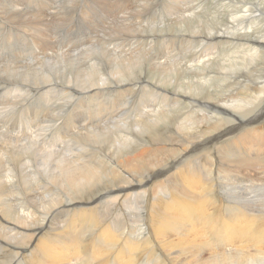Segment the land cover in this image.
Here are the masks:
<instances>
[{
	"label": "rangeland",
	"instance_id": "1",
	"mask_svg": "<svg viewBox=\"0 0 264 264\" xmlns=\"http://www.w3.org/2000/svg\"><path fill=\"white\" fill-rule=\"evenodd\" d=\"M113 1L120 2L125 8L123 9L124 11L121 10L117 12L119 13L117 18L108 17L104 22L106 25H104V23L102 24L101 31L110 24L113 26L112 30L117 33L112 34V30L105 31V34H112V37L106 35L100 36L97 33L95 35L96 38H94L91 35H87L85 29H83L80 25L78 27L77 23L78 21L80 22L82 15L86 17V20H91L90 18L87 19L88 13L86 11L87 7H85L87 6V3L89 4V0H39L40 3L38 4V0H31V2L29 0H22L23 6L21 12H23L24 14H29L33 11H42L48 16L47 13H51L50 16H48L51 27L44 32L40 33L39 31L34 30L29 26L23 25L27 34L32 38L34 37V40L31 37L22 36L20 31H18V29L15 27L17 26L16 21L8 20L6 21V23L0 17L2 19L0 20V181H4V184H6L7 186L5 194L0 197V225L5 224L7 227H9V224L7 225V223H4V221L2 220L3 215L16 217L17 213H22L26 217H28L32 223L42 224L44 226L43 231L47 232L50 229L52 220H55L53 222V224L56 225L55 228H61L73 218V209H67V205L66 207L60 209L58 205L54 204L56 202H54V200L64 201L65 204L70 201L67 199V196H65V193L61 191L62 186L55 181L57 180V178L54 176V171L56 169V166L58 165V161L62 159L65 154V157L70 161L76 160L78 155L83 156L86 159L92 158L93 160H95L94 162H97V160L101 162L105 161L107 166H112L119 169L121 176L125 177V179L130 180H137L142 176L149 175V169L153 170V165L162 162L163 164H159V169H162L161 171L166 172L167 170H169L174 159H177L180 164L192 167L190 165V161L187 160L189 159V157H191V164L195 166L194 172L201 175V182L205 186H207V190H204L207 193V196L213 201L210 207L211 212L221 213L222 215H224V217H226L230 215L231 209V211H233L234 209H240L246 214L253 215V217L257 216L256 218L258 220H264V142L262 145L264 130H262L261 126H258L259 124H255L251 128L246 127L240 130V125H236L235 122L224 123L226 119L224 115L225 113H220L218 110H212L207 103L208 101L215 102L216 98L224 97L226 99L229 96H237V98H240L241 100L237 103L240 107L235 108L236 110H234L231 106H226V108H228L229 111L234 112V114L241 119H243L244 117H248L245 123L250 120H255L264 115V91L260 92L259 90H257L259 87L254 85L258 80V83L264 80V54H260L258 55V57L251 59L248 55L252 52L248 49V47L240 48V50L239 47H237V44H239L240 42L237 41V43L236 41H228L219 43L217 40V42L215 41L216 38L214 37L217 33V27L219 28L218 32L223 30L235 31L234 29L230 30L228 25H226L225 20H227L230 15V12L228 10L233 9V11L237 10L238 12H241V7L245 8L247 4L242 2L241 0H179L180 2L178 0H146L147 5L143 4V7L141 6V8H135L132 0ZM168 1L170 2L167 5L169 7H166ZM42 2L45 3L42 4ZM175 2H177V4ZM233 2L237 3L234 4ZM45 4L47 5V7ZM229 6H231V8ZM49 7L50 10L48 12ZM163 7H165V9H163ZM169 8L171 10H174L171 11ZM177 8L179 10H177ZM46 9L47 11H45ZM52 9L53 11L55 10V12H53ZM174 11L178 14L181 12L179 14L180 16ZM223 12L228 13L226 19L225 17L222 18L224 16L222 14ZM169 14H171L170 17ZM210 15H213L214 17H211ZM215 19H218L219 21ZM220 22L222 25L220 24ZM259 23H261V21ZM263 23L259 24L261 29H264ZM181 24L184 25L182 26ZM219 24L220 26H216ZM222 27L225 29L222 30ZM132 28L134 31L132 30ZM14 29L16 30V34L9 33L10 30L15 31ZM202 30L205 33H203ZM212 33L214 34V36ZM99 34H101V32H99ZM103 36L105 39L102 38ZM43 37L47 39L53 38V42L45 40L41 41ZM212 37L213 39H211ZM35 40L38 41L39 45H35ZM263 50L264 48H260L258 50V53H264ZM114 51H123L124 53H127V57L133 56L132 61L129 64L128 61H126L127 59H124L126 65H124V67H127V64L129 65L127 71H129L130 74H123L122 76V74L118 72V69L115 65H117L119 62V64L122 65L123 59L116 60V58H112L110 56V53ZM67 52H69L68 55L70 58L66 59H71L70 64H66L64 61H61L59 57L63 55V57L65 58L64 54H67ZM243 52L245 54H243ZM23 53L26 55V57ZM230 53L232 57H234L233 59H230V57L226 56ZM166 54L167 56H165ZM204 54H206V56ZM238 54L240 56H238ZM204 56L205 58L203 59ZM72 57L75 59H72ZM207 59H209V61ZM204 60H206V62L201 63V61ZM36 62L37 64H39L40 70L34 71L33 69H29L32 65H36ZM5 64L6 67L2 71V65ZM235 67L236 69H233ZM233 70L236 72L234 73ZM250 70H254L253 75ZM75 71L77 72V74ZM249 72L251 73L252 78ZM81 74L84 75L82 76ZM94 74L96 77L99 76L103 79L100 85L105 86H102L100 89L97 87L94 89L95 91H92L88 88L87 85H92L91 82H95V79H90H93ZM256 74L257 76H261L258 78ZM123 79H126L129 83L128 90H125V88L123 87L125 84ZM128 79H130V81ZM84 81H86V85L83 84ZM99 82H96L97 86ZM227 86H229L230 88H228L229 91L232 89L231 92L226 89ZM262 90H264V87L262 88ZM42 91H44L46 96L49 98V101H47L45 104L44 102L41 103L39 101ZM94 92H96V98L95 101L91 102L90 104L89 95H94ZM161 92H163L164 94H162ZM173 92L179 94L177 95V99L181 102V104L177 105L175 103H172L171 100L173 99ZM209 93L213 96H210ZM160 95H164L165 97H162ZM151 96L152 98H150ZM258 96L260 97L258 98ZM143 97H148V99L146 98L143 100L150 101L148 104L150 109H156L158 106L160 107L162 105L165 107V109L170 110H168L169 112H165V114L167 115L165 119L159 120L156 123L151 124L150 126L152 128L166 127L165 132H171L172 127L175 126L176 129L178 128L179 133H169V136L172 140L167 143H163L164 140L160 139V142L163 143V150L160 152H149L148 154L154 156L153 158L148 154L141 155L142 157L140 158V161L145 163V167L142 170L140 169V172H137L134 169L129 168L128 166L126 167V165H123V163L121 166V163L119 161L121 160V162H123L124 160H129V156H126L125 153L135 151L136 155H140L139 153H143L145 150L150 149V147L146 145L138 147L140 145V141H138L139 138L136 139L135 135L133 134L134 132L138 134L140 133V131H142V127L138 128L136 125L139 121H142V119L140 120L141 116L139 114H141L144 108H141L143 106L139 102H143ZM193 100H195V102H193ZM248 102L250 103V105L248 104ZM184 103L189 104L187 108L189 109L188 113L192 111V114H194V116L188 113L185 114V116L183 115V112L185 111L183 109L185 105ZM218 104H220V102ZM222 108H224V106H222ZM150 109L145 108V112H151L154 114V111ZM251 109L253 110L251 114L244 115V111ZM196 115H200L201 117L195 118ZM180 116L183 117L179 119ZM207 116L223 119L224 122H219L221 124L220 132H222L226 140L213 149L206 148L208 151L205 150V144L208 141L212 140L213 137L219 133L218 130L216 131L215 129L213 131L214 133L212 132L210 135H206L205 137L201 138H197L196 134L187 131L188 128L191 129V126L193 127L191 130L196 129L194 127L195 124L192 123H195L197 120L198 121L196 123H199V125L201 123L202 127L210 124L211 122L207 119ZM230 118L234 119V121H238L236 117L230 116ZM173 119H176L177 122L173 121ZM194 119L197 120L195 121ZM169 120H172L175 123L168 124ZM202 120H205V122ZM166 124L168 125L165 126ZM146 125L148 124H143V126ZM182 125H184V127ZM109 126H111L112 128H110ZM185 126H187V128ZM88 127L90 128V130ZM144 131L146 132V129H144L141 133H144ZM103 132L106 134V136ZM243 133H245V136L243 135ZM122 135H128L130 138H132V140L134 139V141L131 140L129 142L128 145L130 146L127 147L129 149L123 148V150L127 152L123 150L118 152V150L113 147L116 143H118V141L119 143H121L122 139L120 137ZM144 135L148 136L147 132L144 133ZM253 135L254 137L256 136L255 140ZM259 136L261 139L258 138ZM75 138H77V140ZM105 138L108 139V142ZM180 140L183 141L179 142ZM111 141H113L115 144ZM112 143L113 145L111 146ZM232 143L236 144V148L232 145ZM229 144L231 147L229 146ZM34 146L35 148H33ZM251 146L254 148H252ZM238 147L240 149L239 151H241V156L235 154ZM250 148L251 150H248ZM109 152L112 154H110ZM113 153L114 156L111 157ZM124 155L127 158H123ZM146 156H148L149 160L146 159ZM155 156L157 159L155 158ZM186 156L188 157L186 158ZM204 157L206 159H204ZM155 159L157 160V162L155 161ZM159 160L161 161L159 162ZM247 162L250 165L246 164ZM61 164L62 163H60V166ZM216 165H218V168ZM176 167H174L172 171L169 170L166 174H164L163 176L165 178H163V176L160 178L162 182L159 181V183L165 184V187H167V191L169 193L171 192V189L168 187L172 181L171 177L177 170ZM205 167H210L212 169L208 168L207 170ZM196 169H198L199 171ZM117 173L118 170L114 175L118 176ZM115 176L114 179L113 177L111 179L112 185L115 183V185H117L121 181L119 179H116ZM151 189H149V191H146L145 195L143 196L140 195L141 190L139 191V193H137V191L136 193L126 197H124V195H121L120 197L113 195L112 197H109V199H107L108 202L104 201L100 204L95 205L96 208L93 211L98 216L100 227H102L103 225V227H106L109 226V224L114 226L116 225L115 230L118 234H115L116 236L114 241H116V237L118 238V236L119 239L118 242L116 241L117 244L113 241L109 246V248H111L109 261H113V264L117 263L114 259L110 258H114V255L121 249V247L125 243V239L127 240V238H129L134 241H140L139 234L143 235V230L144 232L151 230V220L148 212L149 207L144 201L146 198H158L159 196L161 197L160 194H164L159 193L158 191L153 192V190ZM140 196L142 199L140 198ZM122 199L124 201V204L122 203ZM52 206H56L55 212L49 211V208ZM115 212L118 214V216ZM54 215L58 216L53 219ZM132 215L133 217L130 218ZM134 215H136V217ZM29 220L26 221V223H22L21 227L28 226ZM14 226L16 225H12V227L7 228L6 231L8 233L11 232L12 234H15V236H18L19 234L33 236V233L31 231H25V229H20L17 228V226ZM78 226V228H80L81 230V235L80 237H78V239L85 243L90 238L89 243L91 245H89L88 247L92 246V242L93 245L96 241L98 242L100 227L94 226L92 228L89 227L87 229H83L79 225V223ZM1 231L4 232V228H2V226H0V232ZM122 231L125 234H123ZM130 232L131 234H134V236L137 235V237L135 238L133 235H128L130 234ZM130 236H133V238ZM7 240L8 239H6V241ZM33 240L34 238H31L30 243L34 242ZM6 241H0V245L2 246H0V254H3L5 250H11L13 254L10 256V260L8 259V261L2 264L30 263L27 257L23 258V256L21 255V246L19 244L15 242L12 243V241L9 242L10 240L7 241L8 243ZM119 242L123 243H120V245H118ZM152 243L155 246L151 244V247H153H149V251H147V248H139L137 249L136 253L134 251V253L137 255V257L136 255L134 256L136 258V264H139L138 261H141V264H158L155 258L158 255L161 256L165 254L163 253V251L165 252V250L166 252H169H167V254L170 258V261H165V263L168 264L264 263V251H262L261 253L257 252L253 248H250V250L247 248L248 250L245 249V252H243L242 249L236 246L233 247L232 245L225 242H213L212 246L198 244L197 246H190L189 251L180 246H176L170 249H164L160 242ZM10 244H12V246ZM25 244H27V242H25ZM4 246L6 248H4ZM179 247L180 249H178ZM195 247L196 249H194ZM192 248L193 250H191ZM141 249H144V251ZM151 250L154 251V254L152 252V254H150ZM186 251L189 253H187ZM144 252H147V255H149L147 256L145 254V257ZM185 252L187 253V255ZM246 252H248L249 255ZM180 253L182 256L179 255ZM138 254L140 255L138 256ZM173 255L176 256L174 257ZM185 255L186 258H184ZM20 256L22 257V259ZM140 256L142 257V259ZM179 256L181 258H179ZM193 256L195 257V259ZM82 257L77 258V260L80 261V259H83ZM257 257H259V259ZM147 258L152 260H149ZM99 260L100 258L93 259L91 261H88V263L97 264ZM133 263L134 261L131 262V264Z\"/></svg>",
	"mask_w": 264,
	"mask_h": 264
},
{
	"label": "bare ground",
	"instance_id": "2",
	"mask_svg": "<svg viewBox=\"0 0 264 264\" xmlns=\"http://www.w3.org/2000/svg\"><path fill=\"white\" fill-rule=\"evenodd\" d=\"M31 2V0H29ZM41 1V0H40ZM48 1V0H47ZM133 1V5L135 6V8H141V6L143 7L145 5H147L146 0H132ZM149 1V0H148ZM179 1V0H178ZM177 1V2H178ZM219 1V0H218ZM222 1V0H221ZM225 1V0H223ZM237 1V0H236ZM242 2L246 3V7L242 8L241 12L239 11H233V9H229L228 11L230 12L229 17L227 12H223L222 14L224 15L222 18L225 17V19L227 18L226 21V25H228V27L231 29H234L235 31H224L223 26L222 30L223 31H219L218 32V27H217V33L216 35L213 36L216 38L215 41L217 40L219 43H223V42H233V41H238L240 42L239 44H237V47L240 48H245L248 47V49L252 52L249 53V58L254 59L256 57H258V55L260 54H264L262 52L258 53V50L261 48H264V29H261L260 25L261 23H263V19H264V0H241ZM28 2V1H25ZM51 2V1H50ZM155 2V1H154ZM177 2H175L177 4ZM180 2V1H179ZM231 2V1H229ZM40 3L39 0L37 2V4ZM45 2H42V4H44ZM156 3V2H155ZM154 3V4H155ZM170 2L168 1V3L166 4V7ZM221 3V2H220ZM219 3V4H220ZM234 4L237 2H233ZM31 4V3H30ZM48 4V3H46ZM45 4V5H46ZM77 4V3H76ZM179 4V3H178ZM185 4V3H184ZM199 4V3H198ZM243 4V3H242ZM87 7L85 10L87 11V19H91V20H86L85 16H81L80 22L78 21V27L79 25L85 29V32L87 33V35H91L92 37L96 38V34L98 33V35L102 36V35H106V36H111L113 33H117L115 31L112 30V25H108L105 27V29H102L101 31V27L102 24L105 22V20L108 17H112V18H117L118 14L117 12L123 10L125 7L123 6V4H121L120 2L116 1L114 2L113 0H89V4H86ZM151 5V3H150ZM181 5V4H180ZM233 5V4H232ZM249 5V7H248ZM23 6V2L22 0H0V17L6 22L8 20L10 21H16V25L15 26L18 31H20V33L22 34V36H27V37H31L30 35L27 34V32L25 31L24 26H29L34 30L41 32H44L48 29H50L51 27V23L48 20V16H50L49 13L48 16L42 12V11H33L30 12L29 14H24L23 12H21ZM43 6V5H41ZM153 6V5H152ZM160 6V5H158ZM179 6V5H178ZM176 6V7H178ZM213 6V5H212ZM240 6V5H238ZM243 6V5H242ZM47 7V5H46ZM149 7V6H148ZM184 7V6H183ZM231 8V6H229ZM236 7V6H235ZM38 8V7H37ZM44 8V7H42ZM55 8V7H54ZM129 8V7H128ZM134 8V9H135ZM146 8V6H145ZM171 8V6H170ZM169 8V9H170ZM191 8V7H189ZM29 9V8H28ZM163 9H165V7H163ZM162 9V10H163ZM50 10V7L48 9V12ZM84 10V11H85ZM141 10V9H140ZM144 10V9H143ZM147 10V9H146ZM149 10V9H148ZM171 10V9H170ZM174 9H172L171 11H173ZM177 10H179L177 8ZM23 11V10H22ZM25 11V10H24ZM47 11V9L45 10ZM53 11V9H52ZM124 11V10H123ZM190 11V10H189ZM55 12V10L53 11ZM80 12V11H79ZM83 12V11H81ZM135 12V11H134ZM142 12V11H141ZM150 12V11H149ZM168 12V11H167ZM175 12V11H174ZM85 13V12H84ZM90 13V14H89ZM155 13V12H154ZM165 13V11H164ZM170 13V12H169ZM177 13V12H175ZM181 13V12H180ZM179 13V14H180ZM190 13V12H189ZM218 13V12H217ZM56 14V13H54ZM83 14V13H82ZM125 14V13H124ZM145 14V13H144ZM147 14V13H146ZM163 14V13H161ZM172 14V13H171ZM169 14V17L170 15ZM178 14V13H177ZM178 14V15H179ZM188 14V13H187ZM206 14V13H205ZM216 14V13H215ZM86 15V14H85ZM134 15V14H133ZM185 15V14H184ZM182 15V16H184ZM218 15V14H217ZM33 16V18H32ZM127 16V15H126ZM148 16V15H147ZM177 16V15H175ZM180 16V15H179ZM181 16V17H182ZM188 16V15H187ZM192 16V14H191ZM207 16V15H206ZM211 17L213 15H210ZM52 17V16H51ZM54 17V16H53ZM142 17V16H141ZM162 17V16H161ZM180 17V18H181ZM195 17V16H194ZM199 17V16H198ZM214 17V16H213ZM218 17V16H217ZM0 18V20H2ZM179 18V17H178ZM124 19V18H123ZM188 19V18H187ZM214 19V18H213ZM51 20V19H50ZM120 20V19H119ZM125 20V19H124ZM127 20V18H126ZM162 20V19H161ZM164 20V19H163ZM176 20V19H175ZM193 20V19H191ZM217 21H219L218 19H215ZM221 20V19H220ZM116 21V20H115ZM190 21V20H189ZM200 21V19H199ZM261 21V23H259ZM176 22V21H175ZM196 22V21H195ZM202 22V21H201ZM4 23V22H3ZM7 23V22H6ZM9 23V22H8ZM141 23V21H140ZM153 23V22H152ZM180 23V22H179ZM189 23V22H188ZM198 23V22H197ZM213 23V22H212ZM205 24V23H204ZM215 24V23H214ZM221 24V22H220ZM216 25V26H220ZM264 24V23H263ZM10 25V24H9ZM104 25H106L104 23ZM135 25V24H133ZM138 25V24H137ZM175 25V24H174ZM182 25V24H181ZM184 25V24H183ZM182 25V26H183ZM191 25V24H189ZM222 25V24H221ZM179 26V25H178ZM214 26V27H216ZM209 27V26H208ZM126 28V27H125ZM184 28V27H183ZM264 28V27H263ZM13 29V28H12ZM81 29V28H80ZM131 29V28H130ZM160 29V28H159ZM214 29V28H213ZM221 29V28H220ZM15 30V29H14ZM107 30H112V34H105V31ZM133 30V28H132ZM164 30V29H163ZM193 30V29H192ZM206 30V29H205ZM209 30V29H208ZM216 30V29H215ZM262 30V31H261ZM118 31V30H117ZM134 31V30H133ZM137 31V29H136ZM200 31V30H199ZM203 31V30H202ZM201 31V32H202ZM99 32H101V34H99ZM131 32V30H130ZM164 32V31H163ZM162 32V33H163ZM184 32V31H183ZM191 32V31H190ZM189 32V33H190ZM209 32V31H208ZM9 33L11 34H16V30H10ZM49 33V32H48ZM85 33V34H86ZM134 33V32H133ZM151 33V32H150ZM182 33V32H181ZM203 33H205L203 31ZM18 34V33H17ZM130 34V33H129ZM192 34V33H191ZM32 35V34H31ZM193 35V34H192ZM211 35V33H210ZM11 36V35H10ZM46 36V35H45ZM48 36V34H47ZM172 36V34H171ZM170 36V37H171ZM196 36V35H195ZM5 37V36H4ZM21 37V35H20ZM52 37V35H51ZM174 37V36H173ZM180 37V36H179ZM204 37V36H203ZM11 38V37H10ZM32 38V37H31ZM34 38V37H33ZM32 38V39H33ZM36 38V37H35ZM103 39L104 36L102 37ZM210 38V37H209ZM26 39V38H25ZM91 39V38H90ZM164 39V38H163ZM213 39V37L211 38ZM27 40V39H26ZM31 40V39H30ZM34 40V39H33ZM38 40V39H37ZM42 40L45 41H51L53 42V38L47 39V38H42ZM112 40V39H111ZM168 41V40H167ZM216 41V42H217ZM89 42V41H87ZM215 42V43H216ZM237 42V43H238ZM10 43V42H8ZM81 43V42H80ZM167 43V42H166ZM214 43V44H215ZM106 44V43H105ZM130 44V43H129ZM213 44V43H212ZM35 45H39L38 41L35 40ZM41 45V43H40ZM116 45V44H115ZM230 45V44H228ZM227 45V46H228ZM110 46V44H109ZM206 46V45H204ZM234 46V45H233ZM232 47V44H231ZM25 48V47H24ZM40 48V46H39ZM106 48V47H105ZM115 48V47H113ZM117 48V47H116ZM132 48V47H131ZM211 48V47H210ZM217 48V47H216ZM169 49V48H168ZM247 49V48H246ZM24 50V49H23ZM26 50V49H25ZM64 50V49H63ZM174 50V49H173ZM213 50V49H212ZM65 51V50H64ZM67 51V50H66ZM146 51V50H145ZM166 51V50H165ZM264 51V50H263ZM48 52V51H47ZM222 52V51H221ZM246 52V51H245ZM14 53V52H12ZM26 53V52H25ZM54 53V52H53ZM69 52H67V54L65 55V58L62 56H59L61 61H64L66 64H70L71 59H66V58H70L68 55ZM75 53V52H74ZM119 53V54H116ZM165 53V52H164ZM213 53V52H212ZM229 53V52H228ZM235 53V51H234ZM233 53V54H234ZM237 53V51H236ZM17 54V53H16ZM24 54V53H23ZM41 54V53H40ZM71 54V53H70ZM144 54V53H143ZM171 54V52H170ZM243 54H245L243 52ZM10 55V54H8ZM20 55V54H19ZM25 55V54H24ZM34 55V54H33ZM44 55V54H43ZM206 56V54H204ZM15 56V55H14ZM110 56L113 58H116V60H122V65H115L118 69V72L120 74H130L129 71H127L128 69V64L132 61V57H127V53H124L123 51H114L110 53ZM147 56V55H146ZM145 56V57H146ZM167 56V54L165 55ZM170 56V55H169ZM205 56L203 57V59L205 58ZM212 56V55H211ZM226 56L230 57V59H233L234 57H232L231 53L227 54ZM234 56V55H233ZM238 56H240L238 54ZM26 57V55H25ZM28 57V56H27ZM34 57V56H32ZM42 57V56H41ZM137 57V56H136ZM179 57V56H178ZM208 57V56H207ZM220 57V56H219ZM11 58V57H10ZM58 58V57H57ZM149 58V57H148ZM247 58V57H246ZM12 59V58H11ZM37 59V58H35ZM44 59V58H43ZM42 59V60H43ZM72 59H75L72 57ZM128 61L127 67H124L125 65V60ZM176 59V58H175ZM216 59V58H215ZM18 60V59H17ZM21 60V59H20ZM19 60V61H20ZM115 60V61H116ZM157 60V59H155ZM209 61V59H207ZM3 61V60H2ZM30 61V60H29ZM41 61V60H40ZM58 61V60H57ZM151 61V60H150ZM207 61V62H208ZM4 62V61H3ZM42 62V61H41ZM206 62V60L201 61V63ZM238 62V61H237ZM2 63V62H1ZM26 63V62H25ZM35 63V62H34ZM75 63V62H74ZM150 63V62H149ZM210 63V62H209ZM231 63V62H230ZM18 64V63H17ZM49 64V63H48ZM136 64V63H135ZM162 64V63H161ZM167 64V63H166ZM28 65V64H27ZM2 71L5 69L6 64L2 65ZM80 66V65H79ZM126 66V65H125ZM168 66V65H167ZM235 66V65H234ZM17 67V66H15ZM14 67V68H15ZM124 67V68H122ZM241 67V66H240ZM259 67V66H258ZM153 68V67H152ZM238 68V67H237ZM261 68V67H260ZM9 69V68H8ZM13 69V68H12ZM28 69V68H26ZM29 69H33L34 71L40 70V66L39 64L36 65H32ZM71 69V68H70ZM114 69V68H113ZM233 69H236L233 68ZM240 69V68H239ZM244 69V68H243ZM257 69V68H256ZM259 69V68H258ZM82 70V69H81ZM229 70V69H228ZM241 70V69H240ZM255 70V69H254ZM253 70V71H254ZM8 71V70H7ZM116 71V70H115ZM230 71V70H229ZM234 71V70H233ZM251 71V70H250ZM253 71H251L252 75H253ZM259 71V70H257ZM6 72V71H5ZM9 72V71H8ZM76 72V71H75ZM224 72V71H223ZM236 71H234L235 73ZM229 73V72H228ZM244 73V72H243ZM250 73V72H249ZM250 73V75H251ZM38 74V73H37ZM55 74V73H54ZM77 74V72H76ZM87 74V73H86ZM96 74V73H95ZM93 76V79L90 78L91 80L95 79V82H91L92 85H87L89 89H91L92 91H95V88H101L102 86L105 85H100L101 81H103L102 78H100L99 76ZM113 74V73H112ZM185 74V73H184ZM259 74V73H258ZM82 75V74H81ZM84 75V74H83ZM82 75V76H83ZM91 75V74H89ZM132 75V74H131ZM186 75V74H185ZM235 75V74H234ZM244 75V74H243ZM251 75V78H252ZM183 76V75H182ZM257 76V74H256ZM255 76V77H256ZM261 76V75H260ZM260 76H257L258 78ZM91 77V76H90ZM115 77V76H114ZM246 77V76H245ZM250 77V76H248ZM81 78V77H80ZM112 78V77H111ZM117 78V77H116ZM236 78V77H235ZM247 78V77H246ZM262 78V77H261ZM115 79V78H114ZM113 79V80H114ZM177 79V78H176ZM264 79V78H263ZM88 80V78H87ZM97 80V81H96ZM124 80V79H123ZM130 81V79H128ZM58 81V80H57ZM100 81V82H99ZM250 81V80H249ZM259 81V80H258ZM255 83L254 85L259 87L257 90H259L260 92H263L264 90H262V88L264 87V80L261 81L260 83L263 84L261 85L260 83ZM74 82V81H73ZM86 81L83 82V84L86 85L85 83ZM89 82V81H88ZM96 82L98 83V86L96 85ZM244 82V81H243ZM47 83V82H46ZM111 83V82H110ZM124 88L125 90H128V86L129 83L127 82V80H124ZM128 83V84H127ZM138 83V82H137ZM246 83V82H245ZM50 84V83H49ZM103 84V83H102ZM112 84V83H111ZM82 85V84H81ZM109 85V84H108ZM107 85V87H108ZM145 85V84H144ZM230 85V84H229ZM85 87V86H84ZM64 88V87H63ZM131 88V87H130ZM229 86H227V90H228ZM230 89V88H229ZM164 90V89H162ZM226 90V91H227ZM232 90V89H231ZM231 90L229 92H231ZM51 91V90H50ZM167 91V90H166ZM49 92V90H48ZM53 93V92H52ZM126 93V92H125ZM144 93V92H143ZM146 93V92H145ZM158 93V92H157ZM162 94H164L163 92H161ZM226 93V92H225ZM89 94V93H88ZM142 94V93H141ZM50 95V93H49ZM83 95V94H82ZM95 95L96 92H94V95H89L90 98V104L91 102L95 101ZM143 95V94H142ZM173 99L171 100L172 103L175 104H181V102L177 99V93L173 92ZM210 96H213L212 94L209 93ZM262 95V94H261ZM147 96V95H146ZM162 96V95H160ZM164 96V95H163ZM162 96V97H163ZM50 97V96H49ZM141 97V96H140ZM165 97V96H164ZM228 97V96H227ZM260 96H258L259 98ZM148 99V97H146ZM146 98H142V103L139 102L144 108V110H142L141 114H139L140 120L142 119V121H139L138 124L136 125L138 128L142 127V131H140V133H133L135 135V138H139L138 141H140V145L138 147H141L142 145H146L148 147H150V149L145 150L143 153H139L140 155H136L135 151L133 152H128L129 153H125L126 156H129L127 161H123L121 162V160L119 161L122 163L123 165H126V167L128 166L131 169H134L137 172H140V169L142 170L145 167V163H143L142 161H140V158L142 157L141 155H145L148 154L149 152L153 153L157 152V151H162V145L163 143H167L169 141H171L172 139L169 136V133L172 134H178L179 130L178 128L176 129L175 126L172 127V131L171 132H165L166 127H159V128H152L150 125L153 123H156L159 120L165 119L166 118V114L165 112H169L167 109H165L164 106H158L156 109H150L149 108V102L148 100H143ZM152 98V96L150 97ZM191 98V97H190ZM193 98V96H192ZM216 98V97H215ZM40 102L44 104L49 101V98L46 96L45 92L42 91V94H40V98H39ZM55 99V98H54ZM163 99V98H162ZM209 99V98H206ZM52 100V99H51ZM79 100V99H78ZM150 100V99H149ZM196 100V99H195ZM195 100H193V102H195ZM57 101V100H56ZM154 101V100H153ZM197 101V100H196ZM207 101V100H206ZM233 101V102H232ZM238 101L240 102V98L236 97H228V98H216L215 102H207L208 105L210 106V108L212 110H218L220 113L223 112L225 113V122L223 121V119L220 118H215V117H211V116H207V119L211 122L210 124H207V126H201V123L199 125V123H192L195 124L194 127L196 129L191 130L193 127L191 126L189 129L188 128V132H193L194 134L197 135V138H201V137H205L206 135H210L215 129L216 131L218 130L219 133L216 134L212 140L210 141H206L207 143L205 144V150L209 149H213L214 147L219 146L221 143L225 142V137L222 134V132H220V123L219 122H224V123H234L236 125H240L239 129H244L246 127H252L255 124H259L258 126H261L262 130H264V115L255 119V120H250L248 122L245 123V121H247V118H243L241 119L240 117H237L234 112L229 111L227 107L231 106L233 107L234 110H236L235 108H239V104ZM245 101V100H244ZM243 101V102H244ZM220 102V104H218ZM235 102V103H234ZM2 103V102H1ZM40 103V104H41ZM138 103V104H139ZM161 103V102H160ZM191 103V102H190ZM210 103V104H209ZM48 104V103H47ZM154 104V103H153ZM184 112L183 115L185 116V114L188 113L189 109L188 105L184 103ZM206 104V103H205ZM242 104V103H241ZM248 104L250 105V103L248 102ZM247 104V105H248ZM59 105V104H58ZM62 105V104H61ZM74 105V104H73ZM155 105V104H154ZM91 106V105H90ZM93 106V105H92ZM222 106H224V108H222ZM55 107V106H54ZM58 107V106H57ZM107 107V106H106ZM151 107V105H150ZM193 107V106H192ZM85 108V107H84ZM145 108L150 109L152 111H154L153 113H148L145 112ZM99 110V109H98ZM101 110V109H100ZM245 110V109H244ZM263 110V109H262ZM79 111V110H78ZM148 111V110H147ZM252 109L251 110H247L244 111V115H249L252 113ZM89 112V111H88ZM28 113V111H27ZM46 113V112H45ZM193 112L190 111L188 114H192ZM116 114V113H115ZM168 114V113H167ZM89 115V114H88ZM91 115V114H90ZM95 115V114H94ZM93 115V116H94ZM102 115V114H101ZM194 116V114H192ZM27 116V115H26ZM30 116V115H29ZM104 116V115H103ZM129 116V115H128ZM217 116V115H216ZM223 116V115H222ZM230 116L236 117L237 120L239 121H234V119H231ZM259 116V115H258ZM95 117V116H94ZM93 117V118H94ZM102 117V116H100ZM183 117V116H182ZM180 116L179 119L182 118ZM196 117H201L200 115H196ZM211 117V118H210ZM243 117V115H242ZM250 117V116H249ZM105 118V117H104ZM25 119V118H23ZM89 119V118H88ZM133 119V118H132ZM202 119V118H201ZM84 120V119H83ZM99 120V119H98ZM117 120V119H116ZM121 120V119H120ZM103 121V120H101ZM119 121V120H118ZM117 121V122H118ZM123 121V120H122ZM127 121V119H126ZM137 121V120H135ZM134 121V122H135ZM168 121V120H167ZM173 121L177 122L176 119H173ZM172 120H169V123H175ZM185 121V120H184ZM205 122V120H202ZM84 122V121H83ZM92 122V121H91ZM133 122V123H134ZM85 123V122H84ZM127 123V122H126ZM148 124L146 126H143V124ZM191 123V121H190ZM189 123V124H190ZM208 123V122H207ZM26 124V123H25ZM90 124V123H89ZM100 124V123H99ZM102 124V123H101ZM106 124V122H105ZM130 124V123H129ZM136 124V123H135ZM168 124H166L165 126H167ZM188 124V125H189ZM95 125V124H93ZM109 125V124H108ZM111 125V124H110ZM124 125V124H123ZM142 125V126H140ZM35 126V125H34ZM92 126V125H91ZM100 126V125H99ZM120 126V125H119ZM184 127V125H182ZM190 126V125H189ZM110 128H112L111 126H109ZM171 127V126H170ZM187 128V126H185ZM89 128V127H88ZM122 128V127H121ZM125 128V127H124ZM255 128V127H254ZM257 128V127H256ZM107 129V128H106ZM146 129V132L148 134V136H145L144 133H146L143 130ZM228 129V128H227ZM90 130V128H89ZM115 130V129H114ZM129 130V129H128ZM231 130V129H230ZM70 131V130H69ZM109 131V130H108ZM185 131V130H184ZM99 132V131H98ZM105 132V131H104ZM103 132V133H104ZM113 132V130H112ZM129 132V131H128ZM133 132V131H130ZM138 132V131H137ZM228 132V131H227ZM253 132V131H252ZM1 133V132H0ZM67 133V132H66ZM107 133V131H106ZM182 133V132H180ZM186 133V132H185ZM214 133V132H213ZM239 133V132H238ZM247 133V132H246ZM259 133V132H258ZM7 134V133H6ZM21 134V133H20ZM126 134V133H125ZM232 134V133H231ZM245 133H243L244 135ZM252 134V133H251ZM82 135V134H81ZM92 135V133H91ZM98 135V134H97ZM101 135V134H100ZM104 135L106 136V134L104 133ZM118 135V134H117ZM132 135V134H131ZM64 136V135H63ZM113 136V135H111ZM120 136V134H119ZM245 136V135H244ZM252 136V135H251ZM84 137V136H83ZM87 137V136H86ZM95 137V136H93ZM108 137V136H107ZM115 137V136H114ZM180 137V136H179ZM254 137V135H253ZM102 138V137H101ZM116 138V137H115ZM122 139L121 143H114L115 145L113 146L116 150L122 151L123 148H127L129 144V142L132 140V138H130L128 135H122L120 137ZM256 136L254 137L255 140ZM260 138V136L258 137ZM77 140V138H75ZM106 139V138H105ZM119 139V140H121ZM160 139L164 140L163 143L160 142ZM261 139V138H260ZM108 139H106L107 141ZM203 140V139H202ZM230 140V139H229ZM243 140V139H242ZM262 145L264 142V138L262 139ZM99 141V140H98ZM134 141V139L132 140ZM183 140H180L179 142H182ZM241 141V140H240ZM246 141V140H245ZM261 141V140H260ZM78 142V141H77ZM92 142V141H91ZM108 142V141H107ZM116 142V140H115ZM199 142V141H198ZM237 142V141H236ZM247 142V141H246ZM47 143V142H46ZM63 143V142H62ZM93 143V142H92ZM113 143L111 144V146L113 145ZM196 143V142H195ZM200 143V142H199ZM99 144V143H98ZM58 145V144H57ZM96 145V144H95ZM150 145V146H149ZM187 145V144H186ZM232 145L236 148V144L232 143ZM249 145V144H247ZM24 146V145H23ZM56 146V145H55ZM110 146V147H111ZM133 146V145H132ZM145 146V147H146ZM199 146V145H198ZM230 146V144H229ZM30 147V146H29ZM107 147V146H106ZM147 147V148H148ZM231 147V146H230ZM252 147V146H251ZM260 147V146H259ZM35 148V146L33 147ZM45 148V147H44ZM137 148V146H136ZM207 148V149H206ZM254 148V147H252ZM258 148V146H257ZM31 149V148H30ZM39 149V148H38ZM113 149V148H112ZM129 149V148H127ZM126 149V150H127ZM202 149V148H201ZM200 149V150H201ZM98 150V149H96ZM101 150V149H100ZM132 150V149H130ZM144 150V149H143ZM239 147L237 148L235 154H237L238 156H241L242 154L240 153L241 151H239ZM248 150H251L248 149ZM253 150V149H252ZM107 151V150H106ZM113 151V150H112ZM125 151V150H123ZM208 151V150H207ZM206 151V152H207ZM233 151V150H232ZM231 151V152H232ZM245 151V150H244ZM47 152V150H46ZM45 152V153H46ZM95 152V151H94ZM99 152V151H98ZM111 152V151H110ZM109 152V153H110ZM117 152V151H116ZM127 152V151H125ZM102 153V152H101ZM121 153V152H120ZM137 153V152H136ZM177 153V152H176ZM201 153V152H200ZM198 153V154H200ZM209 153V152H208ZM207 153V154H208ZM18 154V153H17ZM112 154V153H110ZM122 154V153H121ZM138 154V153H137ZM206 154V155H207ZM123 156L126 157V156ZM149 156H152L150 154H148ZM195 155V154H194ZM43 156V155H42ZM66 156V154H65ZM63 157L62 159H60L58 161V165L56 166L55 169V173L54 176L57 178V180H55L59 185L62 186V190L65 193V196H67V199L70 200L67 204L64 203V201L61 200H54V204L58 205L59 208H63L66 207L67 205V209H73V218L69 221V222H65L66 225H64L61 228H55L56 225L53 224V222L55 221H51L50 224V229L47 232L43 231L44 226L42 224H37V223H32L31 220H29L28 217H26L24 214L22 213H17L16 217H9L8 215H3L2 220L4 221V223H7V225L9 227H12V225H16L17 228L20 229H25V231H31L33 233L32 235H25V234H19L18 236H15V234H12L11 232L8 233L6 231L7 227L5 224L4 225H0L2 226V228H4V232H0V241H6V239L10 240L9 242L12 241L19 244L21 246L18 247L21 250V255L24 257H27L28 261H30L29 264H89L88 261H91L93 259H99L97 264H113L112 262L109 261V256L111 255V248H109V246L112 244V242L115 239V234L116 233V225H110L106 226V227H100L99 224V219L97 214L93 211L96 207L95 205L100 204L104 201H107V199H109V197H112L113 195H116L117 197H120L121 195H124V197L132 195L134 193H139V191L141 192L140 195H145L146 191H149V189L153 190V192L158 191L159 193H164V194H160L161 197L159 198H146L144 202H146V205L149 207V217H150V227L151 230L147 231V232H142L143 235L139 234V239L140 241L136 240H132L127 238V240L125 239V243L123 244V246L121 247V249L119 251H117V253L114 255V258H110V259H114L115 262L117 264H131V262L134 261L133 264L135 263V253L137 251V249L139 248H152L151 244H153L152 242H160L162 244V247H164V249H170V248H174L176 246H180L183 247L186 250H190V246H194V245H198V244H202V245H207V246H212L213 242H225L228 243L230 245H232L233 247L236 246L240 249H242L243 252H245V249H249L253 248L255 249L257 252H261L264 251V220H258L256 217H253V215L251 214H246L243 211H241L240 209H234L233 211L230 210V215L224 217V215H222L221 213H213L210 211V207H211V203H213L212 199L209 198L207 196V193L205 192L204 189L207 190V186H205L202 182H201V175L197 174L194 172L195 166H193L191 164L192 159H190L191 157H189V159H187L188 161H190V165L192 167H189L187 165H183L180 164L177 159L173 160V163L171 164L169 170L172 171V169L174 167L177 168L176 172L174 173V175L171 177L172 181L169 185L168 188L171 189V192L169 193L167 191V187H165L164 183H159V181H161V177L166 174L169 170H167L166 172L161 171L159 168V164H163L159 163V164H155L153 165L154 169L151 170L149 169V175L147 176H142L141 178L137 179V180H130V179H125V177L121 176L120 174V170L117 168H114L112 166H107L105 161L101 162L98 161L94 162L95 160L91 159H86L83 156H77L76 160L74 161H70L68 158ZM100 156V155H99ZM114 156L111 155V157ZM122 156V155H121ZM158 156V155H157ZM192 156V155H191ZM17 157V156H16ZM108 157V156H107ZM110 157V156H109ZM117 157V155H116ZM147 157V158H146ZM145 158L148 159V156H146ZM154 156H152L153 158ZM188 156H186L187 158ZM209 157V155H208ZM14 158V157H13ZM39 158V157H38ZM47 158V157H46ZM119 158V157H118ZM127 158V157H126ZM151 158V157H150ZM156 158V156H155ZM17 159V158H16ZM144 159V158H143ZM157 159V158H156ZM155 159V161L157 162V160ZM163 159V158H162ZM204 159H206L204 157ZM54 160V158H53ZM73 160V159H72ZM105 160V159H104ZM107 160V158H106ZM123 160V159H122ZM149 160V159H148ZM111 161V160H109ZM152 161V160H151ZM161 160H159L160 162ZM185 161V159H184ZM214 161V160H213ZM205 162V161H204ZM207 162V161H206ZM223 162V161H222ZM60 163L61 166H60ZM119 163V164H120ZM152 163V162H151ZM169 163V162H168ZM118 164V166H119ZM148 164V163H147ZM248 165H250L248 162L246 163ZM197 165V164H196ZM209 166V165H208ZM213 166V164H212ZM218 168V165H216ZM124 167V166H123ZM149 167V166H148ZM49 168V167H48ZM60 168V169H59ZM206 168V167H205ZM210 168V167H208ZM208 168H206L208 170ZM146 169V168H145ZM205 169V170H206ZM212 169V168H210ZM47 170V168H46ZM118 170V176H115V172ZM122 170V169H121ZM198 170V169H196ZM255 170V169H254ZM199 171V170H198ZM232 171V170H231ZM264 171V170H263ZM144 173V172H143ZM131 174V173H130ZM139 174V173H138ZM231 174V173H230ZM170 175V174H169ZM239 175V174H238ZM114 176L116 179L121 180L120 183H118L117 181V185L113 184L112 185V177L114 179ZM261 176V175H260ZM132 177V175H131ZM170 177V176H169ZM227 177V176H226ZM241 177V176H240ZM21 178V177H20ZM163 178H165L163 176ZM49 179V178H48ZM167 179V178H166ZM226 179V178H225ZM227 180V179H226ZM162 182V181H161ZM206 182V181H205ZM215 182V181H214ZM4 181H0V197L2 195L5 194L7 186L6 184H4ZM207 183V182H206ZM57 184V185H58ZM115 185V186H114ZM55 187V186H54ZM215 187V186H214ZM211 188V187H210ZM259 188V187H258ZM59 189V188H58ZM57 189V190H58ZM169 189V190H170ZM60 191V190H59ZM256 191V190H255ZM167 192V193H166ZM239 192V191H238ZM166 193V194H165ZM226 193V192H225ZM26 194V193H25ZM54 195V194H53ZM156 195V194H155ZM56 196V194H55ZM54 196V197H55ZM134 196V195H133ZM154 196V195H153ZM25 197V196H24ZM50 197V196H49ZM53 197V196H52ZM76 197V198H75ZM115 197V196H114ZM132 197V196H131ZM141 198V196H140ZM55 199V198H54ZM129 199V197H128ZM136 199V197H135ZM142 199V198H141ZM43 200V199H42ZM51 200V198H50ZM115 200V199H114ZM5 201V200H4ZM128 201V200H127ZM142 201V200H141ZM67 202V201H66ZM108 202V201H107ZM114 202V201H112ZM123 199H122V203H123ZM143 202V201H142ZM262 202V201H261ZM138 203V202H137ZM6 204V203H5ZM11 204V203H10ZM49 204V203H48ZM124 204V203H123ZM134 204V203H133ZM132 204V205H133ZM254 204V203H253ZM14 205V204H13ZM121 205V204H120ZM138 205V204H137ZM116 206V205H115ZM118 206V205H117ZM122 206V205H121ZM120 206V207H121ZM131 206V205H130ZM234 206V205H233ZM56 206H52L49 208V211H53L55 212ZM101 207V206H100ZM109 207V206H108ZM128 207V206H127ZM246 207V206H245ZM112 208V207H111ZM123 208V207H122ZM140 208V207H139ZM218 208V207H217ZM239 208V207H238ZM66 209V208H65ZM99 209V208H98ZM8 210V209H7ZM43 210V209H42ZM101 210V209H100ZM119 210V209H118ZM124 210V209H122ZM139 210V209H138ZM221 210V209H220ZM40 211V210H39ZM68 211V210H67ZM96 211V210H95ZM116 211V210H115ZM140 211V210H139ZM251 211V210H250ZM9 212V211H8ZM59 212V211H58ZM97 212V211H96ZM222 212V211H221ZM43 213V212H42ZM105 213V212H104ZM103 213V214H104ZM108 213V212H107ZM116 213V212H115ZM129 213V212H128ZM223 213V212H222ZM62 214V213H60ZM117 214V213H116ZM133 214V213H132ZM135 214V213H134ZM226 214V213H225ZM258 214V213H257ZM130 215V214H129ZM255 215V214H254ZM58 215H54L53 219H55ZM118 216V214H117ZM136 217V215H134ZM133 215L130 217L132 218ZM15 218V219H14ZM111 218V217H110ZM118 218V217H117ZM120 218V217H119ZM122 219V218H121ZM120 219V220H121ZM29 220V225L28 226H22V223H26V221ZM106 220V219H105ZM132 220V219H131ZM110 221V220H109ZM118 221V220H117ZM102 222V220H101ZM78 223L79 225L83 228V229H87L89 227H94V226H98L100 227V233L98 236V242L96 241L95 244L93 245L92 242V246L88 247L89 245H91L89 243V239L87 242H82L80 239H78V237H80V228H78ZM133 223V222H131ZM1 224V223H0ZM63 224V223H62ZM112 224V221H111ZM124 225V224H123ZM130 225V224H129ZM14 226V227H16ZM119 226V225H118ZM120 228V227H119ZM117 228V229H119ZM131 228V227H130ZM15 229V228H14ZM122 229V228H121ZM120 229V230H121ZM125 230V229H124ZM136 230V229H135ZM88 231V230H87ZM115 231V232H114ZM137 231V230H136ZM118 232V231H117ZM123 232V231H122ZM27 233V232H26ZM82 233V232H81ZM135 233V231H134ZM137 233V232H136ZM28 234V233H27ZM97 234V233H96ZM121 234V233H120ZM123 234H125L123 232ZM98 235V234H97ZM128 235H133L134 234H128ZM136 235V234H135ZM13 236V238H12ZM123 236V235H122ZM121 236V237H122ZM133 236H130L133 238ZM96 237V236H95ZM126 237V236H125ZM135 238L137 237L134 236ZM31 238H34V242H31ZM94 238V237H93ZM119 236L118 238L116 237V241L118 242ZM7 240V241H8ZM14 240V241H13ZM85 240V239H84ZM122 240V239H121ZM210 240V241H209ZM6 241V242H7ZM116 241H114L116 243ZM120 241V240H119ZM123 241V240H122ZM25 242H27V244H25ZM8 243V242H7ZM14 243V244H15ZM120 243L123 242H119L118 245H120ZM159 243V244H160ZM117 244V243H116ZM12 246V244H10ZM117 245V246H118ZM154 245V244H153ZM1 246V245H0ZM6 246V245H5ZM4 246V248H6ZM155 246V245H154ZM229 246V245H228ZM2 247V246H1ZM116 247V246H115ZM161 247V246H160ZM161 247V248H162ZM180 247L178 249H180ZM214 247V246H213ZM119 248V247H118ZM155 248V247H154ZM199 248V247H198ZM215 248V247H214ZM237 248V249H238ZM10 249V248H9ZM117 249V248H116ZM182 249V248H181ZM196 249V247L194 248ZM210 249V248H209ZM247 249V250H248ZM3 250V249H2ZM8 250V249H7ZM144 251V249H141ZM155 250V249H152ZM150 251V254H154V251ZM157 250V248H156ZM162 250V249H161ZM193 250V248L191 249ZM246 250V251H247ZM1 251V250H0ZM87 251V252H86ZM135 251V253H134ZM142 251V252H143ZM146 251V249H145ZM149 251V249L147 250ZM160 251V250H159ZM195 251V250H194ZM228 251V250H227ZM239 251V250H237ZM17 252V251H16ZM116 252V251H115ZM140 252V251H139ZM152 252V253H151ZM157 252V251H156ZM155 252V253H156ZM168 252V251H167ZM166 250L165 252L163 251V255L156 256V262L158 264H168L165 263V261H170V258L167 254ZM177 252V251H176ZM187 252V251H186ZM185 252V253H186ZM200 252V251H199ZM216 252V251H215ZM242 252V253H243ZM254 252V251H252ZM15 253V252H14ZM18 253V252H17ZM113 253V252H112ZM149 253V252H148ZM169 253V252H168ZM184 253V254H185ZM189 253V252H187ZM186 253V255H187ZM201 253V252H200ZM221 253V252H220ZM224 253V252H223ZM222 253V254H223ZM248 253V252H246ZM13 254V252L10 251H4V253L0 254V263H5L6 261H8V259L10 260V256ZM19 254V253H18ZM143 254V253H142ZM145 254L147 255V252H144V256ZM183 254V255H184ZM198 254V253H197ZM215 254V253H214ZM229 254V253H228ZM237 254V253H236ZM235 254V255H236ZM16 255V254H15ZM140 254H138L139 256ZM149 255V254H148ZM147 255V256H148ZM181 255V253L179 254ZM186 255L184 258H186ZM203 255V254H202ZM234 255V254H233ZM245 255V254H244ZM249 255V253H248ZM255 255V254H254ZM17 256V255H16ZM83 256V257H82ZM151 256V255H150ZM171 256V254H170ZM174 256V255H173ZM176 256V255H175ZM174 256V257H175ZM182 256V255H181ZM259 256V255H258ZM262 256V255H261ZM21 257V256H20ZM83 258L80 259V261L77 260V258ZM137 257V255H136ZM141 257V256H140ZM146 257V256H145ZM194 257V256H193ZM204 257V256H203ZM243 257V256H241ZM245 257V256H244ZM250 257V256H249ZM260 257V256H259ZM259 257H257L259 259ZM153 258V259H154ZM178 258V257H177ZM179 258H181L179 256ZM206 258V257H205ZM223 258V256H222ZM235 258V257H234ZM254 258V257H253ZM22 259V257H21ZM142 259V257H141ZM149 259V258H147ZM175 259V258H174ZM195 259V257H194ZM257 259V260H258ZM139 260V259H138ZM136 260V261H138ZM152 260V259H149ZM186 260V259H184ZM223 260V259H222ZM242 260V259H241ZM244 260V259H243ZM22 261V260H21ZM96 261V260H95ZM94 261V262H95ZM143 261V260H142ZM148 261V260H147ZM154 261V260H153ZM198 261H199V257H198ZM256 261V260H255ZM25 262V261H24ZM97 262V261H96ZM95 262V263H96ZM141 261H138L139 264ZM149 262V261H148ZM179 262V261H177ZM188 262V261H187ZM226 262V261H225ZM12 263V262H11ZM144 263V262H143ZM175 263V262H174ZM191 263V262H190ZM145 264V263H144ZM147 264V263H146ZM170 264V263H169ZM195 264V263H194ZM199 264V263H198ZM202 264V263H201ZM211 264V263H210ZM249 264V263H248ZM264 264V263H263Z\"/></svg>",
	"mask_w": 264,
	"mask_h": 264
}]
</instances>
